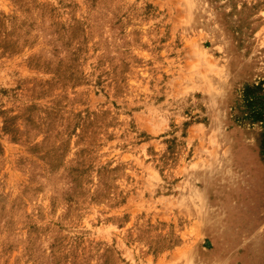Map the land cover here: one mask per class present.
Returning a JSON list of instances; mask_svg holds the SVG:
<instances>
[{
    "label": "rangeland",
    "instance_id": "374dc122",
    "mask_svg": "<svg viewBox=\"0 0 264 264\" xmlns=\"http://www.w3.org/2000/svg\"><path fill=\"white\" fill-rule=\"evenodd\" d=\"M0 264H264V0H0Z\"/></svg>",
    "mask_w": 264,
    "mask_h": 264
}]
</instances>
